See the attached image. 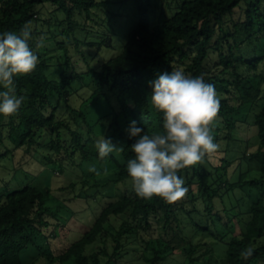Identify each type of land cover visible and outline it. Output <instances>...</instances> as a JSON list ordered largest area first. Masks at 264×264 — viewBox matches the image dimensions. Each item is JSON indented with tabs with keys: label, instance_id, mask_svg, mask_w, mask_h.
I'll use <instances>...</instances> for the list:
<instances>
[{
	"label": "trees",
	"instance_id": "1",
	"mask_svg": "<svg viewBox=\"0 0 264 264\" xmlns=\"http://www.w3.org/2000/svg\"><path fill=\"white\" fill-rule=\"evenodd\" d=\"M46 2L54 4L53 9L58 7L65 12L66 19L62 23H67L64 32L69 41L79 26L77 14H85L90 20L96 9L107 4L101 0H0V32H18L30 22L31 46L39 60L31 73L16 77L17 94L23 95L25 101L17 114L0 116V130L7 129L26 151L39 147L44 133L48 132L46 145L53 155L68 157L78 152L82 159L96 157L101 161L112 160L115 182H130L125 165L133 156L130 145L135 138L130 139L127 131L121 132V137L125 139L123 161L118 160L114 153L101 159L95 147V126L85 111L71 106L74 117H59L56 106L51 104L52 93L67 95L68 91L63 92L62 86L68 84L71 77L64 70L60 80L50 78L47 57L38 50L42 37L37 29L40 20L37 16L39 5ZM134 2L138 21L129 31L122 49L105 60L100 70L92 69L98 78L97 89L106 86L114 91L120 110L151 134L162 131V115L151 105L148 82L164 71L183 70L189 76L202 75L216 88L220 98L218 115L224 117L225 129H235L240 116L236 115L237 112L246 103H254L253 84L264 75V0H181L180 7L166 16L158 27L151 25L152 0ZM73 38L79 39L77 36ZM215 68L219 69L212 75ZM218 80L220 87L216 86ZM252 117L257 127L258 147L246 154V159L258 175L242 182L250 184L256 191L249 205L240 211H247L248 217L241 226L240 234L232 233L230 236L224 264H264V242L258 243V239L264 236V105ZM220 129V125L212 127L215 132ZM213 136L215 140L220 139L219 135L213 133ZM178 175L189 182H196L199 195L188 201L168 203L155 196L152 199L138 198L132 189H127L108 202L78 238L64 243L61 248L53 247L46 241L48 238H43L44 249L40 248L33 259H24L23 252L32 244H38L43 227L52 223L50 217L57 215L60 209L47 204L52 194L49 186L27 184L7 191L0 199V264H34L39 258L50 264H107L108 260L103 261L99 252H89L88 247L105 234L106 224L113 216L126 217L116 237L118 253L126 233H136L139 225L150 227L156 219L163 220L165 233L172 238V233L182 227L180 208L201 232H210L208 220L196 219L198 214L217 212L215 201L218 189L211 181L209 168L203 162L201 167L190 166ZM74 184L71 182L70 186ZM224 210L227 212L226 207ZM217 216L220 219L218 213ZM212 235L218 240L226 236L224 233ZM183 239L186 241L185 236ZM158 240L153 256H147L149 264L163 263L169 253L178 247L164 240L163 235ZM191 245L185 256L191 262H196L195 254L199 251L204 255L203 264L213 262V255L209 250L202 251L200 243L199 246ZM248 248H252L253 252L245 259L242 253ZM112 257L111 254L110 259Z\"/></svg>",
	"mask_w": 264,
	"mask_h": 264
},
{
	"label": "rangeland",
	"instance_id": "2",
	"mask_svg": "<svg viewBox=\"0 0 264 264\" xmlns=\"http://www.w3.org/2000/svg\"><path fill=\"white\" fill-rule=\"evenodd\" d=\"M101 1H106L107 4L96 9L92 13V19L89 20L85 14L76 15L79 26L71 41L64 32L67 23H62L66 19L63 9H53L54 4L51 2L40 4L37 29L43 38V46L38 50L47 57V74L50 78L60 80L64 70L71 77L70 82L62 86L63 92L68 91L67 95L54 92L50 96L51 104L56 106L57 115L74 117L71 106L85 111L89 121L95 126L93 133L96 141L103 135L106 138L111 137L113 143L117 144V150L113 153L118 160L123 161L125 139L121 137V132L126 131L132 119L120 110L114 91H110L106 86L101 90L97 89L98 78L92 69L100 70L105 60L122 49L129 31L138 21V13L134 0ZM180 3L181 0H152L151 25L161 26L165 17L176 11ZM75 36L79 41L73 38ZM65 43L68 45L65 46ZM252 50L253 47L250 48V51ZM218 69L215 68L212 75L216 74ZM258 81L254 82L252 89L256 99L254 103L250 101L243 105L241 111L237 112L236 115L240 116L235 129H225L224 117L217 113L214 126L220 125L222 129L219 132L213 130L212 134L220 136V139L218 137L214 141L219 148L204 160L211 172V181L218 189L215 201L217 212H204V215L196 216L197 220H208L210 232H201L180 208L178 210L183 220L182 227L172 233V238L165 233L163 220L156 219L150 227L139 225L136 233H126L118 253L115 248L116 237L126 217L113 216L106 224L105 234L88 247L89 252H99L103 261L108 260L107 264H149L147 256H153V249L159 244L158 238L163 235L164 240L171 241L178 247L170 252L161 264H203L204 255L200 251L195 254L196 262H191L190 258L185 257L192 243L195 246L200 243L202 251L209 250L213 255V262L210 264H224L230 236L232 233L240 234L241 226L248 217L247 211H240L249 205L256 191L253 186L243 183L242 180L258 175V171L251 169L246 159V154L258 147L257 127L252 122V116L264 105V75L258 77ZM219 82L218 80L216 85L218 87ZM84 126L87 128L85 124ZM48 136L49 133L45 132L41 145L26 151L15 142L7 129L0 130V199L7 191L27 184L49 186L52 194L47 204L60 209L57 215L50 217L52 223L43 227V234L37 241L41 247L32 244L23 252L24 259H33L40 248L44 249L43 238H48L46 241L52 243L55 248H61L64 243L78 238L108 202L127 189H132L131 182H115L112 160L101 161L96 157L82 159L78 152H73L68 157L62 154L53 155L46 145ZM92 166L95 171L89 170ZM196 166L201 167L202 163ZM184 181L188 191L178 200L181 202L199 195L196 182H189L186 178ZM71 182L75 184L70 186ZM217 213L221 216L220 219ZM212 233H224L226 236L223 240H218ZM184 236L186 241H183ZM262 242L264 236L258 239V243ZM34 264L50 262L39 258Z\"/></svg>",
	"mask_w": 264,
	"mask_h": 264
},
{
	"label": "clouds",
	"instance_id": "3",
	"mask_svg": "<svg viewBox=\"0 0 264 264\" xmlns=\"http://www.w3.org/2000/svg\"><path fill=\"white\" fill-rule=\"evenodd\" d=\"M32 27L25 23L18 31L0 32V116L17 114L24 101L15 86L17 76L31 73L39 63L31 46ZM43 46V38L39 45ZM150 102L162 115V131L146 132L132 120L126 129L133 156L126 162L132 190L138 198L159 197L171 203L188 191L184 178L178 173L203 163L219 145L214 142L212 127L220 107V98L212 83L204 76H189L183 70L164 71L148 82ZM95 147L104 159L117 150L111 137L99 138ZM95 171L94 166L89 168ZM248 248L245 259L252 255Z\"/></svg>",
	"mask_w": 264,
	"mask_h": 264
}]
</instances>
